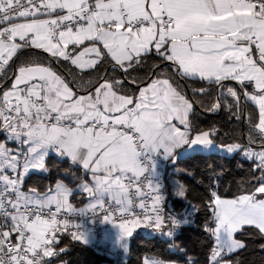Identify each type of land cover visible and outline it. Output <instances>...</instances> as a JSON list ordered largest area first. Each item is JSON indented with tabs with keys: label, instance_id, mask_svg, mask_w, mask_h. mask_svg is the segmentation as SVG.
I'll list each match as a JSON object with an SVG mask.
<instances>
[{
	"label": "snow or ice",
	"instance_id": "6c2138e0",
	"mask_svg": "<svg viewBox=\"0 0 264 264\" xmlns=\"http://www.w3.org/2000/svg\"><path fill=\"white\" fill-rule=\"evenodd\" d=\"M198 108L246 122V143L219 148L259 174L232 198L209 184L202 206L161 171L178 149L217 147ZM0 134V264H67L65 236L95 240L85 219L127 255L137 230L173 238L201 207L205 264H232L237 233L264 237V0H0ZM50 156L79 175L29 184Z\"/></svg>",
	"mask_w": 264,
	"mask_h": 264
},
{
	"label": "trees",
	"instance_id": "16d2710c",
	"mask_svg": "<svg viewBox=\"0 0 264 264\" xmlns=\"http://www.w3.org/2000/svg\"><path fill=\"white\" fill-rule=\"evenodd\" d=\"M247 107L243 106L242 111ZM196 122L202 128L213 125L218 128L220 130L216 138L218 143L247 142L246 122L232 118L227 111L210 113L198 108ZM175 166L178 168L176 175L189 189L193 203L201 206L203 198L207 195L206 189L209 184L218 185L220 193L232 198L241 191L251 189L257 183L259 175L252 161L244 157L242 153L228 155L194 151L179 156ZM49 168V173L31 175L27 182L44 186L54 183L56 179H62L65 183H71L73 176L79 175L77 168L69 161L56 159L54 156L49 157ZM163 182L166 191L171 192L168 187L167 172L163 175ZM77 199L76 204L85 201L83 197H79V201ZM169 199L173 207L177 209L183 207V202L178 198L169 197ZM207 217L208 212L201 207V211L190 217V223L182 225L173 238L144 229L137 230L131 240L127 264H139L138 258L145 254H156L163 259L181 263H186L190 257L199 264H205L211 243L203 231V224ZM237 239L242 240L246 247L230 255L232 264H264V237L253 232H242L237 233ZM172 244L178 247H170ZM60 247H65L67 251L61 254L59 260L67 261V264H106L113 260L106 253L97 252L90 245L73 241L67 236L61 240Z\"/></svg>",
	"mask_w": 264,
	"mask_h": 264
},
{
	"label": "built area",
	"instance_id": "2783aa9c",
	"mask_svg": "<svg viewBox=\"0 0 264 264\" xmlns=\"http://www.w3.org/2000/svg\"><path fill=\"white\" fill-rule=\"evenodd\" d=\"M167 162H162L161 166L166 165ZM85 226L92 228L95 230L96 237L93 243L89 244L95 251L103 252L106 254H113V262L109 264H127V255L117 254L112 251L111 247L109 246L108 242H102L104 239V233L113 230L111 225L108 224H101L99 220L95 224H92L90 220H84Z\"/></svg>",
	"mask_w": 264,
	"mask_h": 264
},
{
	"label": "rangeland",
	"instance_id": "374dc122",
	"mask_svg": "<svg viewBox=\"0 0 264 264\" xmlns=\"http://www.w3.org/2000/svg\"><path fill=\"white\" fill-rule=\"evenodd\" d=\"M216 144H217V147L216 148H212V149H208V150H204V149H195V150L189 149V150L185 151L184 149H179V153L178 154H179V156H182V155H186V154L192 153L194 151L218 152V153L228 154V155L234 154V153H228L226 151L221 150L219 148V145H221L222 143L216 142ZM177 159L178 158H176L175 162H173V168L171 169L170 176H169V187H170V190L173 189V187H174V185H175L176 182H179V183L183 184V182L181 181V179L176 175V171L178 170V168L175 166ZM88 200H89V198L87 197V201ZM170 204H172L171 201H170ZM122 252L123 251L120 250V253H117V254L124 255V253H122ZM169 261L172 262V264H186V263H181V262H177V261H173V260H169Z\"/></svg>",
	"mask_w": 264,
	"mask_h": 264
},
{
	"label": "crops",
	"instance_id": "0c3cea01",
	"mask_svg": "<svg viewBox=\"0 0 264 264\" xmlns=\"http://www.w3.org/2000/svg\"><path fill=\"white\" fill-rule=\"evenodd\" d=\"M178 151V153H179V149L177 150ZM179 157V154H178V156H177V158ZM173 168V162H167V164L166 165H164V166H161V171H162V174L164 175L166 172H167V174H168V184H169V176H170V173L169 172H171V169ZM164 183V182H163ZM168 187H169V185H168ZM79 197H83L84 198V200L85 201H83V202H81L80 204H77V206L78 207H83V206H85L87 203H88V201H87V195L86 194H82V195H80ZM79 197H78V201L80 200L79 199ZM225 198H229V197H225ZM170 201H171V199H169V203H170ZM75 203H76V201H74ZM114 232V230H111V231H109V234H111V233H113ZM108 244H109V246L111 247V249H112V244H111V242L109 241L108 242ZM113 251V250H112ZM115 253H120V250H116V251H114ZM123 253V252H122ZM110 258H112L113 259V254H107ZM112 262H113V260H112ZM109 263H111V262H108V263H106V264H109Z\"/></svg>",
	"mask_w": 264,
	"mask_h": 264
}]
</instances>
